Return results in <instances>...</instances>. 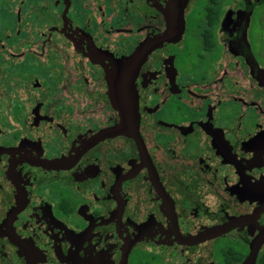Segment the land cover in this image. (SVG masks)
Segmentation results:
<instances>
[{
    "label": "flooded vegetation",
    "instance_id": "flooded-vegetation-1",
    "mask_svg": "<svg viewBox=\"0 0 264 264\" xmlns=\"http://www.w3.org/2000/svg\"><path fill=\"white\" fill-rule=\"evenodd\" d=\"M0 264H264V0H0Z\"/></svg>",
    "mask_w": 264,
    "mask_h": 264
}]
</instances>
